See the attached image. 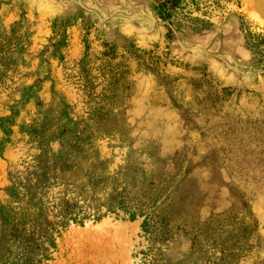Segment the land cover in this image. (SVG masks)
Masks as SVG:
<instances>
[{"label":"rangeland","instance_id":"rangeland-1","mask_svg":"<svg viewBox=\"0 0 264 264\" xmlns=\"http://www.w3.org/2000/svg\"><path fill=\"white\" fill-rule=\"evenodd\" d=\"M0 0V264H264V0Z\"/></svg>","mask_w":264,"mask_h":264},{"label":"trees","instance_id":"trees-1","mask_svg":"<svg viewBox=\"0 0 264 264\" xmlns=\"http://www.w3.org/2000/svg\"><path fill=\"white\" fill-rule=\"evenodd\" d=\"M180 1L181 0H160L158 8L162 13H165L166 15L170 16L172 14L171 8H178Z\"/></svg>","mask_w":264,"mask_h":264}]
</instances>
